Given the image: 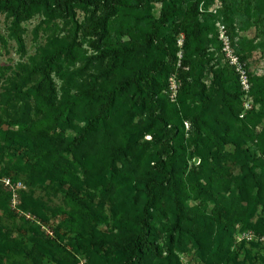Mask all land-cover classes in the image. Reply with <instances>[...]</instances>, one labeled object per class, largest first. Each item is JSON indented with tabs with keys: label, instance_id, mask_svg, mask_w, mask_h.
I'll list each match as a JSON object with an SVG mask.
<instances>
[{
	"label": "rangeland",
	"instance_id": "374dc122",
	"mask_svg": "<svg viewBox=\"0 0 264 264\" xmlns=\"http://www.w3.org/2000/svg\"><path fill=\"white\" fill-rule=\"evenodd\" d=\"M72 1L69 18L0 0V263L109 264V235L134 231L141 181L158 176L150 159L167 137L151 135L154 124L133 107L134 84L77 150L62 148L106 91L135 79L172 129L176 197L162 185L149 208L159 245L175 215L181 225L218 215L232 227L222 264H264V212L246 202L251 184L239 193L242 165L264 167V0H174L153 28L166 0H104L112 11ZM145 73L148 87L137 80ZM218 121L240 137L236 147L214 137ZM179 231V262L200 264L191 231Z\"/></svg>",
	"mask_w": 264,
	"mask_h": 264
},
{
	"label": "trees",
	"instance_id": "16d2710c",
	"mask_svg": "<svg viewBox=\"0 0 264 264\" xmlns=\"http://www.w3.org/2000/svg\"><path fill=\"white\" fill-rule=\"evenodd\" d=\"M146 1V0H141ZM156 2L157 0H149ZM72 0H15L16 6L21 11H28L30 6L41 7L45 13L53 14L56 13L62 17H71V3ZM115 3V1H112ZM166 7L160 12V16L157 20L151 22L152 28L155 26H161L167 16L169 15V9L173 8L174 0H166ZM94 8H101L105 11H112L113 5L104 3V0H93L90 3ZM6 9L11 10L10 7L5 6ZM17 43L20 45L21 40L17 36ZM137 80L143 83L145 86H150L151 75L145 73L144 78L138 77ZM129 84H134L137 89L136 98L133 100V107L137 110L145 112L147 120L154 124L155 131L150 133L151 135L156 134V137H163L167 135L165 139L161 141L159 150L154 153L151 157L150 162L154 165V170L157 177L143 179L141 181V190L144 194V201L141 204L139 215L136 219L134 231L130 234H125L119 230L115 234L109 235V243L107 246L106 258L109 264H148L146 263L147 257H160V264H181L173 251L174 248H178V235L180 234L181 228L183 232L191 231L192 237L190 243L195 251V256L200 264H222L225 261L223 252L229 248V240L232 235L231 225L226 221H221L218 215L199 214L190 215L187 220L181 225V220L177 215L173 217V221L170 223L165 243L161 246L157 242V235H155L156 224L150 221V212L154 204L156 197V191L158 187L168 184L170 185V193L176 197L174 191V175L172 167V151L171 146L168 144L171 138L168 132H172L170 127H166L162 119L154 117V114L159 109V105L154 93H147L141 95L142 92L136 84L135 79H129L119 83L118 85L110 88L103 94L102 101L96 105L94 112L89 114L85 118V122L78 128L76 135L69 139L62 148L63 153H72L77 150L83 143L85 137L91 134L99 125H102L107 118L108 114L112 111L115 100V95L120 90ZM10 95L12 96V87L10 89ZM225 96V95H224ZM94 101L93 104L96 103ZM222 104L226 107L227 118L231 117V106L226 100L222 101ZM68 112L71 110L67 108ZM69 114V113H68ZM65 116V115H64ZM68 117V116H67ZM67 120V119H66ZM219 123V124H218ZM211 131H215V138L218 141L226 138L227 143L231 146H237L240 142V137L237 135H227L226 125L223 122H212L209 125ZM155 137V136H153ZM245 158L244 155L238 154L234 151L229 155V159L240 165L239 157ZM109 166V162L105 163V167ZM243 184L239 187V193L245 195L243 190L246 183L251 184L254 190L252 199L246 200L250 203V208L259 206L261 211L264 212V167L254 168L252 165L241 167ZM160 178L157 180V178ZM105 181V179H101ZM98 180V181H101ZM110 187V182L103 183V191H107ZM175 213H179L178 200L173 201ZM161 228V226H159ZM108 237H103L105 241ZM177 250V249H176ZM1 264V263H0Z\"/></svg>",
	"mask_w": 264,
	"mask_h": 264
},
{
	"label": "water",
	"instance_id": "95a60500",
	"mask_svg": "<svg viewBox=\"0 0 264 264\" xmlns=\"http://www.w3.org/2000/svg\"><path fill=\"white\" fill-rule=\"evenodd\" d=\"M195 162V161H194Z\"/></svg>",
	"mask_w": 264,
	"mask_h": 264
}]
</instances>
